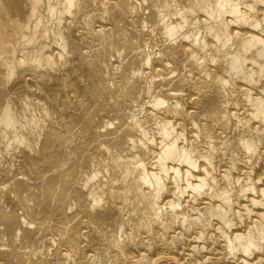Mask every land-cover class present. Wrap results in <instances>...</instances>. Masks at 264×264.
<instances>
[{
    "label": "bare ground",
    "instance_id": "bare-ground-1",
    "mask_svg": "<svg viewBox=\"0 0 264 264\" xmlns=\"http://www.w3.org/2000/svg\"><path fill=\"white\" fill-rule=\"evenodd\" d=\"M0 264H264V0H0Z\"/></svg>",
    "mask_w": 264,
    "mask_h": 264
}]
</instances>
